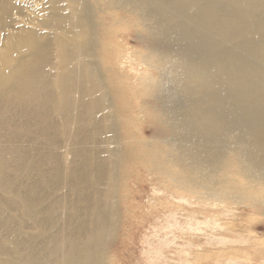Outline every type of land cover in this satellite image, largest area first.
<instances>
[{
    "label": "bare ground",
    "instance_id": "1",
    "mask_svg": "<svg viewBox=\"0 0 264 264\" xmlns=\"http://www.w3.org/2000/svg\"><path fill=\"white\" fill-rule=\"evenodd\" d=\"M0 36V264H108L121 176L264 215V0H0Z\"/></svg>",
    "mask_w": 264,
    "mask_h": 264
},
{
    "label": "rangeland",
    "instance_id": "2",
    "mask_svg": "<svg viewBox=\"0 0 264 264\" xmlns=\"http://www.w3.org/2000/svg\"><path fill=\"white\" fill-rule=\"evenodd\" d=\"M147 36L146 31L133 29L128 36H121L120 39L124 38L129 47L142 50L141 42ZM2 40L0 36V43ZM153 73L157 77V71ZM153 102L160 103V100L158 98ZM137 136L153 140L156 129L146 122ZM75 148L81 146H72V152ZM65 160V165L77 162L71 154ZM105 183L107 186L106 181L103 185ZM118 184L117 198L115 200L114 193L112 201L114 204L117 201L124 218L115 229V242L108 244V264H238L248 258L254 264L261 263L257 261L256 254L258 250H264V215L261 211L239 207V214L234 217L221 212L220 208L219 211L215 207H198L193 200L202 197L204 190L188 201L178 200L163 196L145 181V176L133 183L121 176ZM57 196L66 205L78 201V195L69 190L68 184L62 185ZM158 197L163 201L155 202L160 199ZM133 205L139 208L131 212ZM225 222L241 223L245 229V242L238 240L237 231L228 232L221 225Z\"/></svg>",
    "mask_w": 264,
    "mask_h": 264
}]
</instances>
